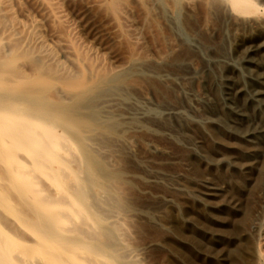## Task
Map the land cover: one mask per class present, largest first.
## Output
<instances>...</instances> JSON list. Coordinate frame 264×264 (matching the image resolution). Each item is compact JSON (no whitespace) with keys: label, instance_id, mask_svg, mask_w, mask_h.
<instances>
[{"label":"bare ground","instance_id":"bare-ground-1","mask_svg":"<svg viewBox=\"0 0 264 264\" xmlns=\"http://www.w3.org/2000/svg\"><path fill=\"white\" fill-rule=\"evenodd\" d=\"M31 1L39 20L0 0V264H145L151 247L172 264H264V210L244 228L264 177V0H182L223 10L257 36L211 56L193 38L182 71L171 33L166 51H136L124 0H100L128 52L116 67L59 2ZM139 1L149 15L181 0ZM132 183L148 202L130 206ZM136 219L165 237L132 246Z\"/></svg>","mask_w":264,"mask_h":264},{"label":"rangeland","instance_id":"rangeland-1","mask_svg":"<svg viewBox=\"0 0 264 264\" xmlns=\"http://www.w3.org/2000/svg\"><path fill=\"white\" fill-rule=\"evenodd\" d=\"M56 1L59 2L63 12L64 11L66 12L67 15L65 14V12L64 14L67 16L66 17L67 20L69 19V22L71 23L72 27L73 28L75 27V29H77L76 31L80 33V35L78 36L80 38L82 36L81 39H83L82 40L83 42L86 41L85 43L86 44L88 43L87 45L89 46L91 45L93 46V48L95 47V49L98 50L96 52L99 54V56H102L103 57L102 59H105L108 64H113V66L116 67L121 65V62L123 63V61L127 57L128 52H125L127 50L123 45L118 44L114 40V37L116 35V29L114 28V23H112L113 21L109 13L106 12L105 8L100 5V0L98 1L96 0V2L95 0H86V1L56 0ZM124 2L126 3L125 5L127 6L128 9L127 21H130L126 23L127 29L128 30L131 29L130 31L131 33L134 32V35L139 34L138 37L140 38V41L136 46L137 47L136 51L138 53L151 55L152 53L157 54L160 53L161 51L162 52L166 51L165 50L166 45L160 42L162 40L161 37L163 35L170 33L172 34L171 36H174V38L173 37L172 38L173 40H175L174 41L175 46L178 47L176 48L175 52L171 54L172 56L170 58L175 60L177 59L176 61L178 63L177 62L176 63L178 70L176 69V67H173L174 68L173 70L176 69L175 71H179V69H181L180 71H182L183 69V67L181 68V66H179V61H182L184 59L185 60L189 59L190 56L192 57L196 54L191 47V42L195 38L201 41V43L204 46L209 47V49L208 48L206 49L207 56H211L212 54L215 53V51H218L219 53H222L224 55H231V53H233L236 46V45L234 46L235 44L234 41L238 36H241L242 34L246 35L247 37H252V39L257 38L255 34L251 36L250 34L251 30L247 27L244 28L242 26L239 27L237 30H235L231 19L228 17L227 14H225L226 13L225 11L218 9V11L212 10L211 13L210 11H207L206 6L201 1H200L201 3H199L198 1L192 9H188L181 0L178 7L175 6V10L176 8L178 9V11L176 12L174 8L172 10L168 7L165 8V6L161 4H156L155 7H153V9L151 10L149 15L145 14L147 12L145 11L144 7L142 6L139 0H124ZM203 5L205 7H203ZM19 6L20 7H18L17 5L16 6L17 8L15 7V12L17 17L22 18L24 15L28 13L34 18L36 17L35 19L37 20L42 18V13L40 14V11L38 10V8H36V6L33 4L31 0H19ZM162 8L163 10H161ZM16 10H19L20 12ZM149 21H150V25H149ZM151 22H153L154 25ZM45 23H44L45 27L43 26V30L45 31L44 34L45 37L50 42L52 41L50 37L51 27L47 25L48 23L46 24ZM162 27L165 29H163ZM139 44L142 45L143 47L140 46ZM159 47L160 50L158 49ZM198 56H199L198 63H200L202 67L206 66L207 63L206 60L203 59L200 55ZM216 72L217 73L220 72L219 74L222 73L221 69L219 70L217 69ZM244 76L246 78L248 76V71L246 69H244ZM159 88H161V90L159 91H165L167 89V88L164 89V87H159ZM159 91L157 92L158 93L157 95L159 96L161 94L163 96L162 92ZM165 92L167 93L168 96L166 98H171V99L174 98L173 97L174 95H172L173 93L171 90L167 89ZM161 95L159 97H162ZM161 142L164 143V141L162 140ZM175 148L174 146H171V149H173L174 152L179 151L178 147ZM129 161L130 160L128 159L127 162L129 166L127 165V167L136 169L133 168L132 164H130ZM176 168L177 167L175 168L171 166L168 167V169L171 170ZM139 187L141 188L142 185L138 183H134V185L132 183V185L128 187V189L130 188L129 189L130 191L128 190L131 200L130 206L132 205L141 206L146 202H148L145 198H143V195L140 193ZM157 189L158 191H162L160 188ZM157 189H154V191H157ZM130 194H132L133 196ZM248 197L246 204H247L249 216L245 222L244 228L249 230L253 225L259 223L258 220L260 217V212L261 210L262 211L264 210V177L261 179L259 184L250 192ZM248 201L250 203H248ZM132 227L130 229L131 231L130 236L132 237L130 238V240L133 242V243L131 242L132 246L143 245L153 239H163L166 234L165 231L162 230L161 228L153 226L148 221L142 219H136ZM144 263L172 264V259L169 255V251L166 248L151 247L147 252V258L144 261ZM237 264H242V262L237 261Z\"/></svg>","mask_w":264,"mask_h":264}]
</instances>
